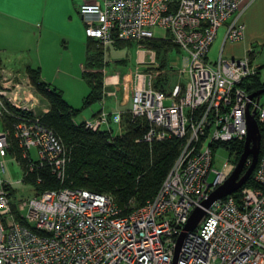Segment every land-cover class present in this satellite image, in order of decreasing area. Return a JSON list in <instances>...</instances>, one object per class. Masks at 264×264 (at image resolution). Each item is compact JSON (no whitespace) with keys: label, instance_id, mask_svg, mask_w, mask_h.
<instances>
[{"label":"built area","instance_id":"2783aa9c","mask_svg":"<svg viewBox=\"0 0 264 264\" xmlns=\"http://www.w3.org/2000/svg\"><path fill=\"white\" fill-rule=\"evenodd\" d=\"M243 1L251 0H84L78 5L85 37L102 47L114 41L138 45L157 27L184 54L178 72H185L187 81L164 95L153 85L162 72L153 51L137 47L141 56L137 53L132 71L128 114L144 130L134 141L173 138L179 151L152 197L124 213L109 194L63 185L68 157L58 134L41 120L47 109L37 110L24 72L0 66V175L6 157L22 175L13 183L0 176V264H172L173 259L174 264H264V154L251 172L253 186L241 185L237 197L234 191L202 207L235 164L227 159L219 169L211 168L217 144L243 142L246 114L264 129V97L248 99L240 85L257 65L246 55L205 57L221 25L223 42L242 37ZM105 75L103 85L117 84V77ZM104 96L114 92L102 90L101 103ZM107 115L101 107L80 123L90 131H108L110 141L116 133ZM40 168L59 186L12 201V186ZM195 207L203 208V215L192 230H184Z\"/></svg>","mask_w":264,"mask_h":264},{"label":"trees","instance_id":"16d2710c","mask_svg":"<svg viewBox=\"0 0 264 264\" xmlns=\"http://www.w3.org/2000/svg\"><path fill=\"white\" fill-rule=\"evenodd\" d=\"M122 43L126 42L114 41L108 45L116 46ZM141 43L143 47L155 53L168 52L170 45L177 49L168 38L151 37L141 40ZM108 45L102 47L94 40L86 38L81 77L89 87V93L83 105L101 97V83L105 71L103 57ZM24 71L35 91L48 102V110L41 116L42 122L54 129L62 143L65 142L69 148L68 152L65 149L68 159L65 165L64 186L83 188L96 193L109 192L122 213L152 197L178 154L179 142L176 139L154 141L151 144L135 142L134 139L142 134L144 128L138 121H131L128 114L127 118L132 124L125 127L122 136L114 137L109 143L108 131H90L84 129L80 122L73 123L74 111L62 100L60 92L40 80L37 69L26 67ZM256 74L257 71L240 83L248 94L264 87V81L260 82ZM259 134L257 157L264 154L263 128H259ZM217 145L228 148L230 155L234 156L232 162H236L241 152V141ZM36 176L40 178V183L35 185L38 190L55 189L59 186L58 181L46 168L29 173L26 180L33 182ZM251 176L252 173L242 186H253ZM232 195L237 197L238 191Z\"/></svg>","mask_w":264,"mask_h":264},{"label":"rangeland","instance_id":"374dc122","mask_svg":"<svg viewBox=\"0 0 264 264\" xmlns=\"http://www.w3.org/2000/svg\"><path fill=\"white\" fill-rule=\"evenodd\" d=\"M60 5L57 6L54 15V19H49L44 23H41L40 28L32 27L33 30L41 31V36L38 37L37 34L33 36H28L25 42L20 43H5L9 47V50L2 57L3 59H8L10 65L5 63V68L11 71H22L25 73L24 69L20 66L21 62H24L29 58V65L31 68L37 69L39 77L44 80V82L51 88L61 94V98L70 108L74 111L72 116V121L75 124H78L84 119L92 118V115L97 112L99 108L98 101H91L90 103L83 105L84 99L89 93V87L87 86L85 80L81 77L82 67L84 64L85 57V46L86 37L82 33L83 28L81 23L78 20V15H73L71 18L66 16L60 9ZM80 23V24H79ZM78 24L80 27H78ZM38 26V25H36ZM81 29V33H80ZM223 27H218L216 30V35L212 40L211 44L208 47L206 56L209 60H213L217 54L221 38L223 35ZM153 37L155 38H165L166 32L159 28H152ZM1 44V42H0ZM139 46L140 41L138 43ZM138 45L135 43H122L120 45H108L104 54V65L105 68V77L106 76H117L119 75L120 80L116 85H103L101 83V89L106 86L114 87L110 90L114 92V97L118 95V99L122 98L123 90L129 88V94L132 91V71L134 67L138 65L135 62V56L140 55L141 52L137 50ZM264 45L255 46L254 55L255 58L252 62L253 64L262 63L258 71L260 79H264ZM14 47H17V51L14 50ZM139 48V47H138ZM144 49L148 50L144 47ZM153 51V50H151ZM20 57V62L12 64L14 60V55L16 54ZM154 53L155 63H158L157 69L162 70L156 74L153 81L155 88H160L164 95L171 89L172 85L179 83L184 85L187 81V76L185 72H178L182 69V58L184 56L183 52L178 49H173L170 45V50L168 52L160 51ZM148 57H146L147 59ZM16 59V58H15ZM108 60V62H107ZM24 64V63H23ZM112 67V68H111ZM141 69L149 70V68ZM104 75V74H103ZM123 75V76H122ZM27 76V74H26ZM125 76V77H124ZM129 78L127 82H123V78ZM28 77V76H27ZM29 79V78H28ZM108 88V87H107ZM119 90V91H118ZM118 91V94L116 93ZM33 95L36 97L39 108H46L48 110L47 100L37 93L33 87ZM264 97V92L260 94V99ZM164 103H167V100H164ZM128 106H124L122 110L124 112L120 113L119 120L116 115L110 117V126L112 128V135L115 134V137H120L125 132V127L128 124H132L128 120ZM117 123L120 124L121 130L117 131ZM109 141V140H108ZM112 142L111 140L109 143ZM66 151H69V148L65 145ZM150 147V146H148ZM221 145H217L216 149L212 155L211 159V168L219 169L222 162L229 159L233 161L234 156L230 155V152ZM30 155L34 156V149L30 150ZM245 164L243 168H246ZM4 172L0 175L3 179L11 181L12 183L15 180H20L21 170L18 165L15 164L10 157L4 159ZM212 177V173L209 174V179ZM13 190L10 192V197L12 201L16 202L20 199H27L34 195L35 193V184L33 182L27 181L24 183H17L12 186ZM112 198V194L107 192Z\"/></svg>","mask_w":264,"mask_h":264},{"label":"crops","instance_id":"0c3cea01","mask_svg":"<svg viewBox=\"0 0 264 264\" xmlns=\"http://www.w3.org/2000/svg\"><path fill=\"white\" fill-rule=\"evenodd\" d=\"M84 0H0V66L5 68V63L10 65L8 59L2 58L5 53L8 52L9 47L5 45V43H20L25 42L28 36H35L37 34L38 37L41 36V31L33 30L34 27L40 28L41 23L46 22L49 19H54V15L57 6H61L60 9L63 13L66 14L69 18L73 15H78V20L80 21V25L83 28V24L81 22V18L78 14L77 7ZM239 21L244 25L243 34L240 39L234 41H222L217 51V54L220 52V55L224 58H242L243 56H247L248 59L253 62L255 58V46L264 45V0H251V1H243L239 5ZM41 22V23H39ZM78 24V27L80 25ZM38 25V26H36ZM224 31V25H221ZM220 26V27H221ZM33 27V28H32ZM41 29V28H40ZM81 33V29H80ZM84 34V32L82 31ZM223 37V35H222ZM166 38V37H165ZM85 46V43H84ZM264 47V46H262ZM14 50L17 51V47H14ZM85 51V49H84ZM216 54V56H217ZM215 56V58H216ZM137 55L135 56L136 59ZM206 57V60H209ZM14 60L12 64L17 61L20 62L19 55H14ZM16 58V59H15ZM29 58L24 62H21L20 66L25 69L26 67H30ZM24 63V64H23ZM257 65V77L260 82H263L264 79H260L258 75V71L262 66V63H258ZM112 68V67H111ZM6 69V68H5ZM8 70V69H7ZM11 71V70H9ZM117 83L120 80L118 74ZM123 76V75H122ZM125 77V76H124ZM122 77V78H124ZM40 78V77H39ZM125 80H129L126 76ZM44 82L43 79L40 78ZM125 82V81H123ZM49 87V86H48ZM108 87V88H107ZM114 89V87L106 86L102 90L110 91ZM119 91V90H118ZM118 91L116 92L118 94ZM122 98L119 100L117 96H104L103 102L101 103L99 100V108L102 109L108 114V126L112 130L110 126V117L115 116L116 120V112L122 113L124 110L122 108L124 106H128L130 104V95L129 88H125L123 90ZM128 110V109H127Z\"/></svg>","mask_w":264,"mask_h":264},{"label":"water","instance_id":"95a60500","mask_svg":"<svg viewBox=\"0 0 264 264\" xmlns=\"http://www.w3.org/2000/svg\"><path fill=\"white\" fill-rule=\"evenodd\" d=\"M264 92V87L259 88L247 95L248 99L258 98ZM259 128L251 114H246V134L242 142L241 152L234 164V168L226 179L216 186L208 195L207 199L202 202V207H208L214 200L221 198L229 193L236 191L251 174L259 150ZM246 168L243 169V166ZM203 208L195 207L188 215L187 221L183 227L184 230H192L200 217L203 215ZM183 233H180L176 239L175 250L178 249ZM172 264H174V259Z\"/></svg>","mask_w":264,"mask_h":264},{"label":"bare ground","instance_id":"6f19581e","mask_svg":"<svg viewBox=\"0 0 264 264\" xmlns=\"http://www.w3.org/2000/svg\"><path fill=\"white\" fill-rule=\"evenodd\" d=\"M157 28V27H154ZM160 29V28H159ZM141 56V54L139 55V57ZM108 80H116V76H111Z\"/></svg>","mask_w":264,"mask_h":264}]
</instances>
